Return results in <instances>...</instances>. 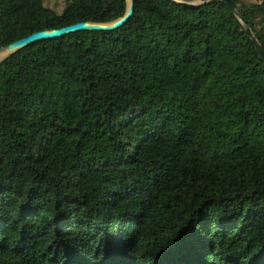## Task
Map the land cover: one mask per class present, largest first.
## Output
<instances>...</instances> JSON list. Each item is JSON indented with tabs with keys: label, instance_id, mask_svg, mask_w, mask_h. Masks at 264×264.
<instances>
[{
	"label": "trees",
	"instance_id": "16d2710c",
	"mask_svg": "<svg viewBox=\"0 0 264 264\" xmlns=\"http://www.w3.org/2000/svg\"><path fill=\"white\" fill-rule=\"evenodd\" d=\"M64 4L0 0V49L128 10ZM0 264H264V58L228 5L135 0L0 64Z\"/></svg>",
	"mask_w": 264,
	"mask_h": 264
},
{
	"label": "water",
	"instance_id": "95a60500",
	"mask_svg": "<svg viewBox=\"0 0 264 264\" xmlns=\"http://www.w3.org/2000/svg\"><path fill=\"white\" fill-rule=\"evenodd\" d=\"M128 1V10L124 17L111 22V23H78L75 25H71L65 28L56 29V30H48V31H42L35 33L33 35H30L27 38H24L22 40H19L15 43L10 44L7 47H3L0 49V57L5 55V58L0 61V64L10 56L22 51L23 49L27 48L30 45H33L38 42L47 41V40H53V39H60L65 36L75 34L82 31H100V32H109V31H115L119 30L125 25L129 23V21L133 18L135 13V0H127ZM177 3L191 5V6H199L202 4H209L213 1H221L228 5L230 9L235 13V15L240 19L242 24L245 26V29L249 36L251 37L252 41L255 43L259 53L264 58V48L261 46V44L258 42L257 38L255 37L253 31L246 25V22L241 17V15L238 13L236 6L233 2V0H198L197 3H192L184 0H174Z\"/></svg>",
	"mask_w": 264,
	"mask_h": 264
},
{
	"label": "rangeland",
	"instance_id": "374dc122",
	"mask_svg": "<svg viewBox=\"0 0 264 264\" xmlns=\"http://www.w3.org/2000/svg\"><path fill=\"white\" fill-rule=\"evenodd\" d=\"M192 3H197L198 0H184ZM261 1V0H257ZM47 4L49 7L55 9L57 12H61L64 8V0H47Z\"/></svg>",
	"mask_w": 264,
	"mask_h": 264
},
{
	"label": "bare ground",
	"instance_id": "6f19581e",
	"mask_svg": "<svg viewBox=\"0 0 264 264\" xmlns=\"http://www.w3.org/2000/svg\"><path fill=\"white\" fill-rule=\"evenodd\" d=\"M4 58H5V55L1 56V57H0V61H1L2 59H4Z\"/></svg>",
	"mask_w": 264,
	"mask_h": 264
}]
</instances>
